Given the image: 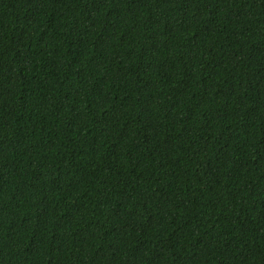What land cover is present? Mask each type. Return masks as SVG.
Wrapping results in <instances>:
<instances>
[{
	"label": "trees",
	"instance_id": "1",
	"mask_svg": "<svg viewBox=\"0 0 264 264\" xmlns=\"http://www.w3.org/2000/svg\"><path fill=\"white\" fill-rule=\"evenodd\" d=\"M0 264H264V0H0Z\"/></svg>",
	"mask_w": 264,
	"mask_h": 264
}]
</instances>
